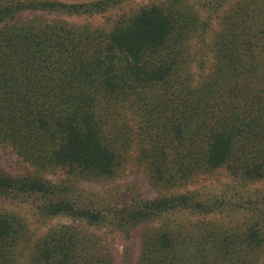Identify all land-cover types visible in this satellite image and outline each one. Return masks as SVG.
<instances>
[{
	"label": "trees",
	"instance_id": "16d2710c",
	"mask_svg": "<svg viewBox=\"0 0 264 264\" xmlns=\"http://www.w3.org/2000/svg\"><path fill=\"white\" fill-rule=\"evenodd\" d=\"M116 4L0 0V150L25 166L12 174L0 164V199H36L45 217L113 225L139 240L136 264H264V196L236 202L187 189L221 169L237 181L264 179V0H168L109 30L60 19ZM217 25L204 74L191 43ZM134 152L158 198L106 213V200L66 186L114 179ZM57 173L67 180L51 181ZM226 212L249 216L206 221ZM17 224L0 209V264H117L100 239L67 225L21 250Z\"/></svg>",
	"mask_w": 264,
	"mask_h": 264
},
{
	"label": "rangeland",
	"instance_id": "374dc122",
	"mask_svg": "<svg viewBox=\"0 0 264 264\" xmlns=\"http://www.w3.org/2000/svg\"><path fill=\"white\" fill-rule=\"evenodd\" d=\"M63 2H91L95 0H62ZM117 4L109 7V9L99 15L92 17H67L61 16L60 19L66 22L84 25L90 24L94 27H100L109 30L113 27L120 17L130 16L138 12L143 7L150 4L168 5V0H116ZM41 16V15H40ZM47 20H53L56 16L50 14H42ZM219 26H215L212 33L205 36L204 41L196 40L191 43V53L196 58V63L201 61L203 63L202 73H209L212 65V53L210 44L213 39L214 31H217ZM198 65V64H196ZM197 72V71H196ZM130 161H128L121 168L120 172L114 179H83L68 181L66 186L74 185L81 194H84L91 201H102L106 213L119 212L127 209V205L133 199L152 200L158 198L161 193L150 185L147 173L142 166L138 165L133 157L136 158V153L131 154ZM0 164L7 172L12 174H21L24 172L23 164L19 161L15 154L9 148L0 150ZM54 183H60L67 180L63 173H57L56 176L49 177ZM189 191H199L208 196L216 194L228 195L227 198H233L241 201L244 197L251 199H260L264 196V179L259 181H240L235 180L225 170H218L210 173L207 176H202L194 184L188 188ZM186 190H179L177 192H185ZM231 196V197H230ZM233 199H230L233 201ZM40 203L36 199L31 198H17L13 200L0 199V209L8 211L11 215H15L18 222V231L21 234L20 249H32L37 242L43 238L52 228L59 225H67L78 228L82 233L94 236L100 239L115 255L117 264H136L139 254V240H127L120 229L113 225L105 227H94L85 222H79L69 217H45L39 212ZM114 209V210H112ZM250 209V207L248 208ZM247 215V216H245ZM248 214L238 213H219L214 217H206V221H219L226 223L228 221H245ZM174 218V217H173ZM176 218L184 221H197V215H179ZM168 221V220H167ZM140 230V229H139ZM138 233V231H136Z\"/></svg>",
	"mask_w": 264,
	"mask_h": 264
}]
</instances>
